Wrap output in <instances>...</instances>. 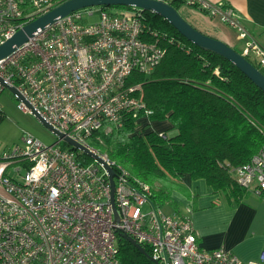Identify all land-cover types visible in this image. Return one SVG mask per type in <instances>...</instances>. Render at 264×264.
Returning a JSON list of instances; mask_svg holds the SVG:
<instances>
[{
	"label": "built area",
	"instance_id": "2783aa9c",
	"mask_svg": "<svg viewBox=\"0 0 264 264\" xmlns=\"http://www.w3.org/2000/svg\"><path fill=\"white\" fill-rule=\"evenodd\" d=\"M58 1L0 0V45ZM158 1L196 8L233 29L243 42L241 54L252 64L253 58L264 74V44L231 6ZM130 8L72 13L0 61V95L15 87L48 124L116 173L114 203L106 165L92 157L85 161L82 151L65 147L60 138L49 146L26 133L0 152L1 264H121V233L148 247L156 264H264V251L243 261L225 249H202L191 217L166 213L153 202L149 185L88 144L106 122L121 127L127 114L139 118L145 111L148 118L153 113L139 96L143 84L129 85V78L135 72L152 75L167 51L156 32L148 34L144 10ZM96 15L97 22L85 23ZM24 100L19 109L31 113ZM229 167L241 187L264 196V147L248 163Z\"/></svg>",
	"mask_w": 264,
	"mask_h": 264
},
{
	"label": "trees",
	"instance_id": "16d2710c",
	"mask_svg": "<svg viewBox=\"0 0 264 264\" xmlns=\"http://www.w3.org/2000/svg\"><path fill=\"white\" fill-rule=\"evenodd\" d=\"M181 5L173 3L178 11ZM144 25L148 34H158L167 53L152 75L135 72L129 85L143 84L139 96L153 113L127 114L121 127L106 122L88 144L149 185L155 204H173L171 190L160 182H180L186 175L207 181L231 206L240 204L250 191L236 182L229 166L248 163L264 147V92L230 60L193 44L160 15L144 11ZM4 119L2 109L0 123ZM164 121L176 136L150 130L151 123ZM81 157L92 161L85 153ZM119 246L121 264H156L121 235Z\"/></svg>",
	"mask_w": 264,
	"mask_h": 264
},
{
	"label": "crops",
	"instance_id": "0c3cea01",
	"mask_svg": "<svg viewBox=\"0 0 264 264\" xmlns=\"http://www.w3.org/2000/svg\"><path fill=\"white\" fill-rule=\"evenodd\" d=\"M209 1L231 6L240 15L247 30L264 44V0ZM187 13L188 22L202 33L219 39L234 49L243 46L237 32L227 25L196 8H188ZM159 123H165V129L152 127L157 125L153 122L150 130L166 135L172 131L177 133L169 121ZM182 181L189 194L174 191L172 200L178 207L173 209L167 203L161 208L171 215L191 217L202 249H225L243 261L257 259L264 251V196L250 191L240 204L233 207L225 195L214 193L207 181L193 180L190 175H186Z\"/></svg>",
	"mask_w": 264,
	"mask_h": 264
},
{
	"label": "water",
	"instance_id": "95a60500",
	"mask_svg": "<svg viewBox=\"0 0 264 264\" xmlns=\"http://www.w3.org/2000/svg\"><path fill=\"white\" fill-rule=\"evenodd\" d=\"M119 6L135 7L144 11H151L160 15L161 17L166 19L170 24H172L174 28H176V30H178L193 44L199 46L204 50L211 51L230 60L264 92V74L254 64H252L247 58H245L241 53L236 51L227 43L211 36H208L196 29L193 25H191L188 21L184 19V17L172 4H168L158 0H67L53 7L47 13L39 16L29 24L24 26L22 29H20L10 39L6 40V42L1 44L0 61L12 55L17 49L21 48L23 45L28 43L37 35V33L48 27L50 24L57 22L58 20L63 19L65 17H68L72 13L90 7L112 8ZM0 81L2 80L0 79ZM7 89L12 91L21 100H24L15 87H8ZM24 101L26 102L27 106L31 109V114H33V116L39 119L42 124H44L48 129H50L58 138L62 139L67 145L71 146L76 150L82 151L90 157L105 164L102 158L92 152L89 148L67 137L60 131L53 128L50 124L46 122L43 117H41L37 113V111L29 102H27L26 100ZM106 168L110 176V182L112 187V201L115 203L116 173L110 166L106 165ZM151 204L154 205L152 201ZM114 210L118 220V214L115 204ZM121 237L125 240H128L140 252L148 256V258L152 259L147 253L146 249L143 246L139 245L131 236L126 233H121Z\"/></svg>",
	"mask_w": 264,
	"mask_h": 264
},
{
	"label": "rangeland",
	"instance_id": "374dc122",
	"mask_svg": "<svg viewBox=\"0 0 264 264\" xmlns=\"http://www.w3.org/2000/svg\"><path fill=\"white\" fill-rule=\"evenodd\" d=\"M188 8L190 7L185 5H181L179 8V13L186 21H188ZM98 20L99 18L96 15L95 17L86 18L85 23H95ZM243 47L244 46L238 47L235 50L242 53ZM251 61L258 67V64L253 58H251ZM20 103V99L9 89H6L0 95V105L5 114V119L0 123V152L9 150L20 143L22 137L26 133L33 134L36 138H39L42 142L49 146L54 145L57 142L58 137L44 124H42L39 119L33 116V114L21 111L19 109ZM154 125L152 127L159 130H163L166 127L165 123H157L156 126ZM139 127H142V124H140ZM176 134L177 133L172 131L168 132L167 136L174 137ZM160 183L163 184L166 189L171 190V197L174 191H179L185 195L189 194L183 181L178 182L177 180H169L162 181ZM156 204L160 207L163 206L160 201L156 202ZM176 207H178V204L173 200L172 208L175 209ZM149 209V206L145 207V210Z\"/></svg>",
	"mask_w": 264,
	"mask_h": 264
}]
</instances>
